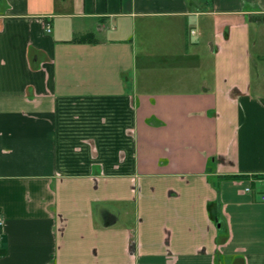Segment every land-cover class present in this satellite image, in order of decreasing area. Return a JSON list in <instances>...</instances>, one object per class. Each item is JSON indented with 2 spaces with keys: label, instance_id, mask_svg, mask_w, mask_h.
Segmentation results:
<instances>
[{
  "label": "crops",
  "instance_id": "0c3cea01",
  "mask_svg": "<svg viewBox=\"0 0 264 264\" xmlns=\"http://www.w3.org/2000/svg\"><path fill=\"white\" fill-rule=\"evenodd\" d=\"M256 177L264 0H0V264H264Z\"/></svg>",
  "mask_w": 264,
  "mask_h": 264
},
{
  "label": "built area",
  "instance_id": "2783aa9c",
  "mask_svg": "<svg viewBox=\"0 0 264 264\" xmlns=\"http://www.w3.org/2000/svg\"><path fill=\"white\" fill-rule=\"evenodd\" d=\"M251 184H252V186L258 185L259 188H261L262 193H260V201L264 202V177H256L254 179H250V186H248L244 189L245 192H251V190H252ZM3 226H4V220H3L2 216L0 215V230L3 228Z\"/></svg>",
  "mask_w": 264,
  "mask_h": 264
},
{
  "label": "rangeland",
  "instance_id": "374dc122",
  "mask_svg": "<svg viewBox=\"0 0 264 264\" xmlns=\"http://www.w3.org/2000/svg\"><path fill=\"white\" fill-rule=\"evenodd\" d=\"M204 37L205 36H202L199 40H197L196 42H199L202 46H203V48H204V51H205V53L207 54V43H206V39L204 40ZM209 47V46H208Z\"/></svg>",
  "mask_w": 264,
  "mask_h": 264
}]
</instances>
